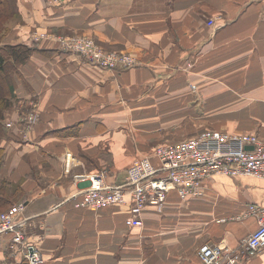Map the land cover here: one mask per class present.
Returning a JSON list of instances; mask_svg holds the SVG:
<instances>
[{
  "label": "crops",
  "instance_id": "obj_1",
  "mask_svg": "<svg viewBox=\"0 0 264 264\" xmlns=\"http://www.w3.org/2000/svg\"><path fill=\"white\" fill-rule=\"evenodd\" d=\"M14 8L6 44L51 50L20 67L16 92L36 99L38 121L26 129L13 113L18 124L2 142L1 178L31 195L19 217L42 264H203V244L243 251L259 227L247 209L264 206L255 176L215 175L187 200L172 193L163 212L146 208L141 227L126 224L130 204L86 210L69 201L89 184L75 176L105 170L121 182L136 157L204 131L264 140V0H15ZM42 34L82 35L139 65L103 70ZM68 153L77 175L66 173ZM25 260L0 237V264ZM236 264H264V251Z\"/></svg>",
  "mask_w": 264,
  "mask_h": 264
},
{
  "label": "built area",
  "instance_id": "obj_2",
  "mask_svg": "<svg viewBox=\"0 0 264 264\" xmlns=\"http://www.w3.org/2000/svg\"><path fill=\"white\" fill-rule=\"evenodd\" d=\"M208 25L214 26L215 23L209 21ZM39 38L103 70L120 72L139 65L131 55L107 51L93 39L82 35L61 37L42 34ZM38 119V112L25 118L28 128ZM65 164L67 173L74 166L71 153L67 154ZM219 174L250 175L264 180V140L253 134L208 130L187 140L158 146L151 155L136 157L121 182L110 183L109 173L105 170L75 176L82 182H91L90 187L82 192L77 206L99 209L130 204L127 224L141 227L146 208L163 212L172 193H177L182 200L200 197L205 192V182ZM25 208L21 203L0 215V237L10 235V248L14 252L23 250L28 264H42V254L29 239H24L21 230L27 220L20 219L19 215ZM247 213L258 218L259 227L243 241L242 253L235 254L228 246L203 244L198 249L203 264H236L244 255L254 258L264 251V206L251 204Z\"/></svg>",
  "mask_w": 264,
  "mask_h": 264
},
{
  "label": "trees",
  "instance_id": "obj_3",
  "mask_svg": "<svg viewBox=\"0 0 264 264\" xmlns=\"http://www.w3.org/2000/svg\"><path fill=\"white\" fill-rule=\"evenodd\" d=\"M10 4L15 6V0H0V21L2 18H9L13 14L16 16V11L14 10L13 12ZM5 27V32L2 33L3 36L7 34V30L9 29L8 26ZM50 51L39 50L36 47L32 48L23 44H5L4 46H0V211L14 204H11V200L7 198L10 196L8 193H11L12 198L18 196V198L23 199L24 201L21 202L23 204H26L27 199L31 198V195L29 197L26 196L25 191L19 186L11 185L1 178V153L4 151L1 144L10 136L5 130L4 123L7 114L12 112L14 103L18 99L16 90L18 79H21L20 67L35 52L46 54L50 53ZM9 66H11V69H9ZM22 194H24L23 197ZM21 264H28V262L25 260Z\"/></svg>",
  "mask_w": 264,
  "mask_h": 264
},
{
  "label": "rangeland",
  "instance_id": "obj_4",
  "mask_svg": "<svg viewBox=\"0 0 264 264\" xmlns=\"http://www.w3.org/2000/svg\"><path fill=\"white\" fill-rule=\"evenodd\" d=\"M10 8L14 12L15 8H14V6L12 4H10ZM16 20H17V17L14 14L12 16H10L9 18H2L1 19V21H0V43H1L0 46H4L6 44V37L10 33V27L9 26L13 22H16ZM5 26H8L9 29L7 30V34L3 36L2 33L5 32V29H6ZM9 69H11V66H9ZM36 103H37V101H36V99L33 96L29 97L28 99H23V100H21L20 98H18L15 101V103H14V107H13L12 112H10L9 114H7V116H6L5 123H4L6 132L9 133V134L12 133L14 127L18 124V121L16 119H13L11 117V115L13 113H15V114H18L19 113V117H20L19 122L21 123V126L23 128H26L27 129L29 127V124L27 123V121H25V118H27L30 114L36 112V107H34ZM9 123L12 124L11 127H8L7 126V124H9ZM3 152L1 153V166H2V163H3V157H4L3 156ZM74 161H75V157H74ZM73 168H74V166L70 169L69 172H67V174H69V176L77 175V174H74V169ZM93 173H95V172H93ZM85 174H89L90 175L92 173H85ZM0 183H1V179H0ZM88 183L89 184L87 185V187H90L91 182L89 181ZM8 194L10 196L8 195L9 197H7V198L9 200H11V204L12 203H14V204H12L11 206H8L5 210L4 209L1 210L0 211V215H3L6 212H8L13 206L18 205V204H21V198L20 197L18 198V196H16L15 198H12L11 197V193H8ZM81 199H82V197L81 198L72 199V200L69 201V203H72L75 206V208H78V209H86V210L95 209V208H89V207L88 208L87 207H78L77 204H78L79 201H81ZM112 206H116V205H112ZM99 209H104V208H99ZM99 209H95V210H99ZM127 220H126V224H127ZM26 223H27V221L25 222V224ZM25 224L23 225V227L25 226ZM127 226H129V225L127 224ZM23 227L21 228V230H22L23 234L25 235L24 236V239L27 241L29 239V237L26 234V232L24 231ZM129 227H131V226H129ZM7 236L9 237L10 235H7ZM4 237H6V236H4Z\"/></svg>",
  "mask_w": 264,
  "mask_h": 264
}]
</instances>
